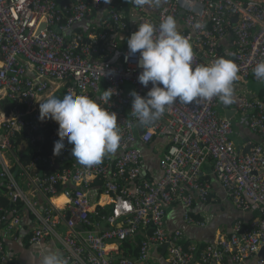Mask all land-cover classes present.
Instances as JSON below:
<instances>
[{"label":"built area","instance_id":"2783aa9c","mask_svg":"<svg viewBox=\"0 0 264 264\" xmlns=\"http://www.w3.org/2000/svg\"><path fill=\"white\" fill-rule=\"evenodd\" d=\"M166 15L174 16L189 38L194 66L221 57L237 65L235 99L227 106L215 97L177 101L139 129L131 93L146 97L152 84L139 83V53L129 55L127 39L146 22L158 36ZM197 21L205 27L195 29ZM259 62H264V0H161L158 7L130 3L128 10L116 0H0V185L5 182L9 202L22 203L35 218L29 244L55 242L66 264H155L153 249L165 246L170 264H224L227 258L264 264L258 257L264 246V81L253 72ZM109 89L111 100L101 103L117 114L121 139L114 155L85 167L65 141L59 157L37 156L20 165L16 142L36 146L46 133L53 142L59 139L58 123L39 119V103L68 93L98 100ZM3 100L12 105L8 112L1 108ZM226 110L243 117L259 137L249 151L234 143V121L225 117ZM159 138L166 149L156 179L137 143ZM12 157L19 177L12 172ZM207 163L234 205L258 216L197 245L183 231L169 230L166 218L170 208L181 206L188 225L204 226L192 210L213 194L202 176ZM0 213L1 230L21 220L17 208ZM127 242L136 254L121 248ZM0 264H18L2 240Z\"/></svg>","mask_w":264,"mask_h":264},{"label":"clouds","instance_id":"9594fccd","mask_svg":"<svg viewBox=\"0 0 264 264\" xmlns=\"http://www.w3.org/2000/svg\"><path fill=\"white\" fill-rule=\"evenodd\" d=\"M108 2V0H106ZM161 0H129L133 6H159ZM205 25L197 21L195 29ZM128 53H139L138 66L142 72L138 81L144 87L152 84L147 96L137 92L133 97L131 113L140 125L157 121L174 102L191 104L200 99L218 98L223 105L234 103L233 84L238 79V67L229 59L218 58L208 64L193 65V47L189 38L183 36L174 16L161 18L159 35H155L151 23H142L138 31L127 39ZM255 77L264 81V62L253 69ZM112 94L92 99L85 95L68 93L63 98L51 97L39 103L41 121L58 123L59 139L54 143L53 155L59 156L65 141L72 145L71 155L85 167L98 164L105 155H114L120 146V130L117 114L108 111L101 101L108 102ZM35 264H66L62 254L50 248L42 249Z\"/></svg>","mask_w":264,"mask_h":264},{"label":"crops","instance_id":"0c3cea01","mask_svg":"<svg viewBox=\"0 0 264 264\" xmlns=\"http://www.w3.org/2000/svg\"><path fill=\"white\" fill-rule=\"evenodd\" d=\"M86 24L87 22H83L76 26V29ZM233 121L234 143L239 149L249 151L253 145L259 142V137L249 130L247 122L240 115H235ZM137 146L145 156L146 170L150 176L158 179L161 176L159 160L166 149V140L159 138L150 145H143L139 142ZM202 176L211 183L213 194L209 203L205 204L197 201L194 204L192 215L196 220L203 221L204 226L188 225L184 220V209L181 206H174L169 209L166 218L169 230H181L190 242L204 245L213 242L220 234L230 232L237 221L250 225L256 220L258 216L256 212H245L238 209L232 200L227 197L213 173L211 163L204 165ZM36 197V200L42 204L43 199L41 196L37 195ZM34 226L35 218L33 215L30 212L21 210L19 224L10 225L13 229L8 227L4 230L0 229V237L5 243L6 252L13 256L18 264H35V258L40 255L42 249L50 248L60 252L59 246L52 241H47L41 245L29 244V238ZM151 256L155 264H170L164 248L153 249ZM224 264L238 263H235L231 258H227ZM239 264H256V260L249 259Z\"/></svg>","mask_w":264,"mask_h":264},{"label":"trees","instance_id":"16d2710c","mask_svg":"<svg viewBox=\"0 0 264 264\" xmlns=\"http://www.w3.org/2000/svg\"><path fill=\"white\" fill-rule=\"evenodd\" d=\"M116 5L118 7H122V8H125L127 10L130 8L129 0H116ZM11 107H12V105L9 101L3 100L1 102V108L3 109V111L8 112ZM54 143L55 142H53L50 139V134L46 133V136H45L44 141L42 143H39L36 146H30L25 153H18V151L16 150L18 147V142H16L15 146H14L15 147L14 152H15V155L21 161V162H19L20 165L21 166H27L31 163L33 158H35L37 156L54 157L55 156V155H53ZM12 167H13V169H12L13 174H17L16 177H19L21 170L19 168V164L13 160V157H12ZM0 186H1L0 187V193H1V195H0V212H1V209L9 211L12 208H17L18 210H24V205L22 203H20V202L11 203V202H9L7 197H5V194L9 193L8 188L5 185V182L3 184H1ZM1 240H2V238L0 237V241ZM135 240L137 243H139L141 241V237L138 236ZM197 245H199V244H197ZM121 248L126 252L133 250V254H136V249L133 248V244L131 242H127V243L122 244Z\"/></svg>","mask_w":264,"mask_h":264},{"label":"water","instance_id":"95a60500","mask_svg":"<svg viewBox=\"0 0 264 264\" xmlns=\"http://www.w3.org/2000/svg\"><path fill=\"white\" fill-rule=\"evenodd\" d=\"M236 112L233 111V110H226L225 111V117L227 119H234L233 117L235 116ZM137 126L139 129H141V125L139 123H137ZM143 135V132L140 133V136ZM167 249V246L164 247V250L166 251ZM260 259L264 260V246L262 247L260 253H259V256H258Z\"/></svg>","mask_w":264,"mask_h":264},{"label":"rangeland","instance_id":"374dc122","mask_svg":"<svg viewBox=\"0 0 264 264\" xmlns=\"http://www.w3.org/2000/svg\"><path fill=\"white\" fill-rule=\"evenodd\" d=\"M29 147V144L27 142H23V144H19L18 147H17V151L18 153H23V152H26L27 149Z\"/></svg>","mask_w":264,"mask_h":264},{"label":"bare ground","instance_id":"6f19581e","mask_svg":"<svg viewBox=\"0 0 264 264\" xmlns=\"http://www.w3.org/2000/svg\"><path fill=\"white\" fill-rule=\"evenodd\" d=\"M63 201H64L63 199L60 200V202H63Z\"/></svg>","mask_w":264,"mask_h":264}]
</instances>
